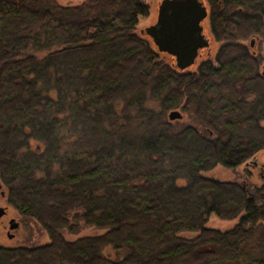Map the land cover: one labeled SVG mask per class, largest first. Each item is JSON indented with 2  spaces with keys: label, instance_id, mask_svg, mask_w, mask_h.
Listing matches in <instances>:
<instances>
[{
  "label": "trees",
  "instance_id": "1",
  "mask_svg": "<svg viewBox=\"0 0 264 264\" xmlns=\"http://www.w3.org/2000/svg\"><path fill=\"white\" fill-rule=\"evenodd\" d=\"M204 1L219 47L181 71L136 33L142 0H0V188L49 238L0 264H264V176H202L264 151V0ZM70 216L105 232L66 241Z\"/></svg>",
  "mask_w": 264,
  "mask_h": 264
},
{
  "label": "rangeland",
  "instance_id": "2",
  "mask_svg": "<svg viewBox=\"0 0 264 264\" xmlns=\"http://www.w3.org/2000/svg\"><path fill=\"white\" fill-rule=\"evenodd\" d=\"M61 5H76L80 4L85 0H56ZM144 4L148 6L149 14L146 18H139L136 27V33L140 30L152 25L156 20L158 5L161 0H142ZM204 1V0H203ZM205 3V1H204ZM206 6V3H205ZM207 7V6H206ZM203 34L207 37L209 41L208 49H204L198 53V57L194 62V65L190 67L189 70H195L200 62L205 61L208 58H213L219 44L213 40L210 33L208 20L202 23ZM252 54L258 59L260 65L259 70L261 72V67L264 64V42L261 44H256V46L251 50ZM181 114L179 120L170 121L175 129H179L185 126H192L198 130H203L202 127L197 123L195 117L191 112L184 114L178 110ZM168 114L166 117L168 120ZM132 135H134L132 133ZM87 142L92 143L95 140L92 138H87ZM202 176L218 180L221 182H233V183H248L252 185H260L259 179L264 176V151L260 152L255 156L254 159L250 160L249 163L241 165L235 169H224L221 167H216L208 172L202 173ZM0 208H6L7 214L0 218V246L2 247H38L46 245L49 242L48 235L43 231L34 221L20 217L11 207L6 203L5 190L0 188ZM15 220L18 223V229L10 232L13 235L11 239H8L6 233L8 232V222L9 220ZM237 220L232 221H222L214 217L213 215L209 217L205 227L210 229H215L219 231H226L231 229ZM70 226L73 227L72 230L63 229L61 235L66 241H74L82 237H93L102 235L105 231L97 229L92 226H87L78 217H69ZM184 237H192L195 234H183Z\"/></svg>",
  "mask_w": 264,
  "mask_h": 264
},
{
  "label": "water",
  "instance_id": "3",
  "mask_svg": "<svg viewBox=\"0 0 264 264\" xmlns=\"http://www.w3.org/2000/svg\"><path fill=\"white\" fill-rule=\"evenodd\" d=\"M207 16L203 0H161L155 22L140 30V34L148 37L158 52L172 57L176 68L183 71L194 65L199 50L209 47L202 26ZM260 76L264 80V64ZM180 118L181 114L176 110L168 114L169 121ZM6 214L7 209L0 208V218ZM17 229L18 223L9 220L7 238L11 239L10 232Z\"/></svg>",
  "mask_w": 264,
  "mask_h": 264
},
{
  "label": "flooded vegetation",
  "instance_id": "4",
  "mask_svg": "<svg viewBox=\"0 0 264 264\" xmlns=\"http://www.w3.org/2000/svg\"><path fill=\"white\" fill-rule=\"evenodd\" d=\"M206 20H207V19H206ZM203 50H204V49H203ZM203 50H199L198 53H199L200 51H203ZM2 217H4V216H2ZM2 217H1V218H2ZM7 234H8V232L6 233V236H7ZM10 235H12V234H10ZM12 236H13V235H12Z\"/></svg>",
  "mask_w": 264,
  "mask_h": 264
}]
</instances>
